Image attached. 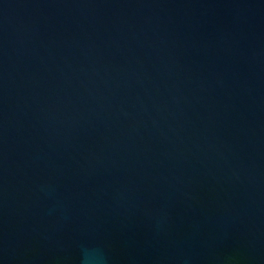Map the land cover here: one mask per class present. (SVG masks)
Instances as JSON below:
<instances>
[{
    "label": "water",
    "instance_id": "obj_1",
    "mask_svg": "<svg viewBox=\"0 0 264 264\" xmlns=\"http://www.w3.org/2000/svg\"><path fill=\"white\" fill-rule=\"evenodd\" d=\"M0 264H264V0H0Z\"/></svg>",
    "mask_w": 264,
    "mask_h": 264
}]
</instances>
